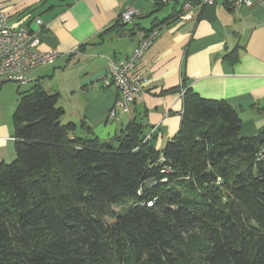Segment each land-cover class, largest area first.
I'll return each mask as SVG.
<instances>
[{"label":"trees","instance_id":"1","mask_svg":"<svg viewBox=\"0 0 264 264\" xmlns=\"http://www.w3.org/2000/svg\"><path fill=\"white\" fill-rule=\"evenodd\" d=\"M183 86L161 150L135 120L109 142L78 136L57 93L21 92L15 157L0 163V264H264L256 136H240L233 105Z\"/></svg>","mask_w":264,"mask_h":264},{"label":"crops","instance_id":"2","mask_svg":"<svg viewBox=\"0 0 264 264\" xmlns=\"http://www.w3.org/2000/svg\"><path fill=\"white\" fill-rule=\"evenodd\" d=\"M263 1L239 9L228 0L195 2L191 18L181 19L185 0H0L11 23L28 24L37 33L40 50L57 51L51 63L27 71L24 83L0 87V163L15 157L12 115L20 93L35 85L58 94L63 123H75L76 135L89 128L100 142H109L135 120L156 150L180 128L183 84L201 97L227 101L238 114L264 112ZM130 7L138 12L125 23L121 14ZM152 27L159 35L135 66L143 92L124 112L116 104L118 90L103 81ZM252 122L241 133L254 136L264 129V123Z\"/></svg>","mask_w":264,"mask_h":264},{"label":"built area","instance_id":"3","mask_svg":"<svg viewBox=\"0 0 264 264\" xmlns=\"http://www.w3.org/2000/svg\"><path fill=\"white\" fill-rule=\"evenodd\" d=\"M217 0H197L199 4H213ZM255 0H228L230 8L239 9L250 6ZM264 2V1H263ZM195 2L185 0L180 14L181 19H190ZM138 11L134 7L126 9L121 14V21L129 22ZM34 21L43 25L39 17ZM159 30L152 28L137 43L132 53L123 61L113 63L110 76L104 79V85H113L118 90L116 104L122 111H128L129 106L143 92L144 78L135 72V66L143 53L154 43ZM40 38L28 24H13L8 20L7 14L0 9V87L6 82L18 84L26 81V73L32 68L51 63L57 55L55 49L40 50L38 45ZM181 95L184 89H180ZM116 109L111 108L110 117H115ZM255 156L257 159L264 158V140L259 143Z\"/></svg>","mask_w":264,"mask_h":264},{"label":"rangeland","instance_id":"4","mask_svg":"<svg viewBox=\"0 0 264 264\" xmlns=\"http://www.w3.org/2000/svg\"><path fill=\"white\" fill-rule=\"evenodd\" d=\"M142 23L144 25L148 24L147 21L146 22L144 21ZM12 83H14L16 85H19L18 83H15V82H12ZM239 115H240V118H242L241 119L242 120L241 124L244 125V126H245V124L248 125L247 123L249 122V120H252V119H253V122L255 124H263L264 123V112H262V113H258V112L251 113V111L250 112L249 111H246V112H243V113H239ZM61 121L64 122V119L61 118ZM244 132L243 133H239L240 136H243L244 134H246ZM113 208L116 211H118V212H121L122 211V207H120V206H114Z\"/></svg>","mask_w":264,"mask_h":264},{"label":"water","instance_id":"5","mask_svg":"<svg viewBox=\"0 0 264 264\" xmlns=\"http://www.w3.org/2000/svg\"><path fill=\"white\" fill-rule=\"evenodd\" d=\"M255 136H256L258 143H261L264 140V135L261 133H257L255 134Z\"/></svg>","mask_w":264,"mask_h":264}]
</instances>
